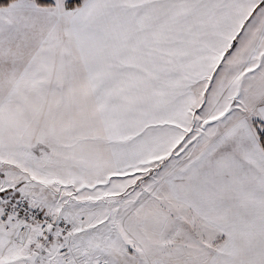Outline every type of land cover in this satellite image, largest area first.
I'll list each match as a JSON object with an SVG mask.
<instances>
[{
  "label": "crops",
  "instance_id": "obj_1",
  "mask_svg": "<svg viewBox=\"0 0 264 264\" xmlns=\"http://www.w3.org/2000/svg\"><path fill=\"white\" fill-rule=\"evenodd\" d=\"M187 4L193 9L186 11ZM42 8L27 0L0 7V72L10 65L11 72L20 70L13 81L0 77V102L55 99L52 80L42 88V75L31 81L33 68L25 64L26 53L32 52L36 59L38 47L21 46L46 21ZM79 9L83 18L78 19L77 44L82 49L86 85L118 171L161 159L185 145L187 134L202 131L189 145L192 150L181 152L184 156L165 171V189L158 195L164 205L143 206L140 217L132 216L135 209L129 208L128 225L137 230L138 242L145 240L144 231L156 244L166 246L177 230L160 241L155 236L162 231L148 228L150 214L158 215L153 216L155 221L164 213L170 216L167 221L162 215L167 229L183 227L181 241L188 247L181 251H191L174 264H264V145L251 125L249 106L243 103V109L236 108L218 130L212 124L203 127L199 110L201 101L208 100V87L199 95L195 92V85L199 88L205 78L208 83L219 75L222 63L235 52L237 37L247 44L258 37V51L255 65L243 72L245 78L234 90L241 97L232 99L244 102L249 98L244 93L246 84H264V0H84ZM247 44L238 46L231 62L241 53L249 58ZM55 72L50 69V75ZM255 73L262 77L251 81ZM260 102L255 111L264 120V92ZM187 219L197 226L185 227ZM196 228L204 230L208 239L195 240L189 230ZM54 239L17 240L27 243V249L14 245V236L6 237L0 243V262L66 264L57 253L47 258L43 252L54 245ZM80 241V246L70 244L77 264H91L90 253L95 262L107 258L105 244L99 242L101 248L93 253L87 238ZM38 242L46 245L43 253L34 245ZM122 244L111 249L110 261L125 259ZM146 244L152 246L142 245ZM131 247L129 257L142 260ZM62 251L68 253V248ZM149 251L151 259L163 264L165 257H157L154 248Z\"/></svg>",
  "mask_w": 264,
  "mask_h": 264
},
{
  "label": "rangeland",
  "instance_id": "obj_2",
  "mask_svg": "<svg viewBox=\"0 0 264 264\" xmlns=\"http://www.w3.org/2000/svg\"><path fill=\"white\" fill-rule=\"evenodd\" d=\"M27 2L35 4L33 0ZM79 8L80 6L67 8V0H53L51 7L41 9L43 14H47L46 21L43 20L35 34L26 36L21 43V46H26L27 49L30 45V47H38L36 59L32 52H25V64L27 69L33 68L31 81L37 82V75H42L40 83L42 88L45 89L44 85H48L47 80L49 82L52 80L51 84L56 86L55 99L0 102V206L2 208L0 217H3L0 218V222L6 220L13 224L12 203L24 198L31 205L42 208L58 222L64 223L63 231L51 234L47 238H55L52 247H45L44 244V249L39 242L34 244L40 247L37 249L38 252L46 250L43 252L47 258L57 253L66 264H77L70 244L74 242L80 246V238H87L92 252L101 248L98 244L100 242L105 244L103 246L108 256L115 244L123 243L122 252L125 259L113 258L114 261H110L107 256L103 262H95L90 253L91 259L93 258L91 264H159L148 256L149 247L150 250L154 248L158 253L157 257H165L163 264H174V261L181 263L185 256L191 255V251L189 249L181 251L188 247L181 241L184 237L183 227L177 225L174 229L166 228L162 215L167 217V221L169 215L163 213L160 220L153 221V216L157 218L158 215L150 214L151 221L149 220L148 224L149 229L162 231L155 236L160 241L166 239L173 230H177V233L171 235L172 239L166 246L156 244L144 231L142 237L145 240L138 242L140 238L137 230L131 229L128 221L131 215L142 216L143 206L164 205L159 202L158 195L165 189L163 180L165 171L171 166L172 161H178L184 156V154L180 155L181 152L192 150L189 145L198 139L202 131L187 134L185 145L176 148L161 159L130 171H118L99 122L92 91L86 85L88 78L83 68L82 49L77 44L78 19L80 16L83 18ZM192 9V4L186 5V11ZM56 24L57 27L54 28ZM218 37L221 35H217L216 38ZM257 39L258 37L252 38L247 44L237 37L235 45L237 47L233 54L241 48L238 47L239 45L247 44L246 52H251L250 61L247 62L249 64H246L249 59L248 54L243 55L240 52V57L231 62L232 54L228 57V61L222 63L224 70L220 69L219 75H216L213 81L207 83L205 78L199 88L195 85V92L198 95V92L208 87L206 93L208 100L201 101L199 110L203 115L200 126L212 124V127L215 126L218 130L227 115H234L236 113L234 110L243 109V103H246L245 108L249 106L247 110L251 113L249 116L251 125L253 124L255 134L260 140L254 123H264V120L257 115L255 108L262 103L260 101L264 84L259 86L246 84L247 93H244L249 98L247 97L244 102L232 99L234 96L241 97L234 92L236 85L245 78L243 72L255 65ZM222 44L225 45V42ZM31 63L32 66H29ZM11 67L12 65L8 70L2 68L0 77L8 81L19 77L20 70L11 72ZM50 69L56 71V74L50 75ZM256 74H252L251 81L262 77V74L261 76ZM84 97L86 99H82ZM206 130L205 128L203 131ZM260 143L264 145L261 140ZM131 206L135 212L130 215ZM192 224L196 225L187 219L185 227ZM149 229L146 228L145 231L150 233ZM6 231L0 223V243L6 237L14 236V245L28 249L27 243L23 244L17 240L27 237L33 242L34 239L40 238L37 226H32L26 235H15ZM189 231L197 241L200 237L201 240L208 239L204 236V230L196 228ZM173 236L176 240H173ZM130 238L135 241H131ZM146 242L151 243L152 246L142 245ZM130 245L134 247V254L140 256L142 260L129 257L133 253ZM67 248L68 253L62 251ZM2 263L3 261L0 262ZM13 264H22V262L15 259Z\"/></svg>",
  "mask_w": 264,
  "mask_h": 264
},
{
  "label": "built area",
  "instance_id": "obj_3",
  "mask_svg": "<svg viewBox=\"0 0 264 264\" xmlns=\"http://www.w3.org/2000/svg\"><path fill=\"white\" fill-rule=\"evenodd\" d=\"M11 211L16 224L15 231L18 234H26L32 226H37L40 235L44 238H48L52 231L64 230V223L58 222L42 208L31 205L24 198L14 201ZM6 230H11V225H6Z\"/></svg>",
  "mask_w": 264,
  "mask_h": 264
},
{
  "label": "trees",
  "instance_id": "obj_4",
  "mask_svg": "<svg viewBox=\"0 0 264 264\" xmlns=\"http://www.w3.org/2000/svg\"><path fill=\"white\" fill-rule=\"evenodd\" d=\"M13 0H0V7L7 6ZM39 7H48L53 5V0H33ZM82 4V0H67V8H75ZM255 128L258 130L261 142L264 144V123L255 122ZM263 130V131H262Z\"/></svg>",
  "mask_w": 264,
  "mask_h": 264
}]
</instances>
